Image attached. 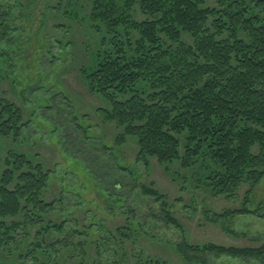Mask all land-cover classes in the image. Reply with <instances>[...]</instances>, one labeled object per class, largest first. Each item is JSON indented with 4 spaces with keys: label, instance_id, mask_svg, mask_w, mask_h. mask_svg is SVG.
<instances>
[{
    "label": "trees",
    "instance_id": "1",
    "mask_svg": "<svg viewBox=\"0 0 264 264\" xmlns=\"http://www.w3.org/2000/svg\"><path fill=\"white\" fill-rule=\"evenodd\" d=\"M22 1L0 0V136L15 142L31 121L3 96L2 84L5 62L13 60L19 42L15 13L24 16ZM86 4L89 14L81 21L89 24L98 46L93 64L81 75L90 94L111 106L98 110L103 122L123 130L116 148L133 138L138 162L149 165L155 159L168 171L201 166L215 196L234 197L248 186L241 208L205 214L207 221L241 237L231 226L236 219H264L261 208L250 209L253 191L264 181V0H218L216 6L209 0H68L66 15L82 16ZM4 165L0 250L16 238L17 248L27 244L36 231L34 251L56 252L50 241L65 233L66 222L49 220L57 203L63 204L62 197L44 200L51 174L24 154H9ZM120 170L133 180L128 169ZM120 178L113 183L122 187ZM142 193L160 204L166 225L184 232L165 195L146 186ZM127 221L117 230L122 238L133 228ZM58 245L77 246L67 240ZM174 248L187 264H211L210 256L264 262V243L196 246L184 239ZM142 258L138 264H168Z\"/></svg>",
    "mask_w": 264,
    "mask_h": 264
},
{
    "label": "rangeland",
    "instance_id": "2",
    "mask_svg": "<svg viewBox=\"0 0 264 264\" xmlns=\"http://www.w3.org/2000/svg\"><path fill=\"white\" fill-rule=\"evenodd\" d=\"M35 1H22L24 16L15 13L19 42L11 53L13 60L5 62L7 77L2 84L3 96L23 110L31 125L18 142L0 136V175L9 154H24L42 165L51 174L45 202L63 198L49 220L66 222L65 233H56L50 241L56 245L53 253L34 251L36 231L19 248L16 238L0 250V264H138L139 257L145 262L187 264L174 248L184 239L196 246L260 247L264 219H236L231 226L241 237L205 219V214L213 217L241 208L248 186L234 197L215 196L201 166L181 170L176 165L168 171L155 159L149 165L138 162L139 147L133 138L116 148L123 130L103 122L98 110L111 106L90 94L81 75L82 68L93 64L98 46L89 24L81 21L89 14V4L74 19L66 15L68 0ZM217 2L209 0L210 6ZM105 148L111 151L104 152ZM122 168L133 173V180L123 177ZM119 177L122 187L113 183ZM143 186L167 197L184 232L165 224L160 204L143 195ZM260 208L264 211V181L251 196L250 209ZM128 218L133 228L122 238L117 230L127 226ZM66 240L77 246L58 245ZM209 261L264 264L214 256Z\"/></svg>",
    "mask_w": 264,
    "mask_h": 264
}]
</instances>
